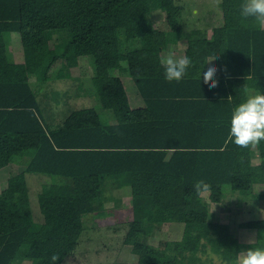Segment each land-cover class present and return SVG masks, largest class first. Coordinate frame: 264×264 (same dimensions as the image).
I'll list each match as a JSON object with an SVG mask.
<instances>
[{
    "label": "trees",
    "instance_id": "1",
    "mask_svg": "<svg viewBox=\"0 0 264 264\" xmlns=\"http://www.w3.org/2000/svg\"><path fill=\"white\" fill-rule=\"evenodd\" d=\"M243 2L220 0L221 22L208 34L184 29L174 0H0V173L22 165L0 186V264H52L53 254L57 264H82L67 262L84 230L82 215L114 200V186L128 189L133 221L150 222L161 211L180 223L176 251L157 249L155 264H197L206 251L225 260L238 254L229 222L199 205L194 184L203 179L213 201L228 199L223 205L236 194L238 205L257 197L252 185L264 182V141L255 152L228 139L233 109L264 94V30L240 15ZM157 11L168 27L156 24ZM12 35L21 51L34 54L32 63L8 55ZM170 39L185 41L191 60L184 77L171 82L160 64ZM71 48L92 73L78 77L60 64ZM210 51L216 87L204 82ZM121 66L142 106L130 107ZM66 77L79 80L81 96L96 95L113 120L79 107L48 122L43 110L62 95L45 86ZM27 174L46 178L33 199ZM237 225L254 230L256 245L264 246V217Z\"/></svg>",
    "mask_w": 264,
    "mask_h": 264
},
{
    "label": "rangeland",
    "instance_id": "2",
    "mask_svg": "<svg viewBox=\"0 0 264 264\" xmlns=\"http://www.w3.org/2000/svg\"><path fill=\"white\" fill-rule=\"evenodd\" d=\"M174 1L176 4L182 6L180 11V23L184 29L203 27L209 29L215 24L220 23L219 21L222 19L220 0ZM154 20H159V26L161 28H165L166 25L164 12H155ZM9 40H11V42L9 43L11 49L18 47V38L15 42H13L12 37H10ZM119 49L121 52L126 50L125 41L123 39L119 40ZM59 61L60 64L70 69L73 75H76L78 77L84 76L85 73H92L91 67L87 63L86 57L77 56L72 48ZM116 70L119 73L121 71H124L122 66ZM78 82L79 80L77 79L72 80L71 78L67 77L55 78L53 81H49V83L45 86L47 93L49 91L51 94L52 91L55 90L59 91L62 95L60 96V103L58 105H54L52 103L49 105L52 107H46L48 108L50 113L54 111V120H61V111L68 112L69 110L75 108L89 106L91 104L89 103L90 101H92L93 103H95L96 101L97 104H99L96 95H87L84 93L81 96V93H79L80 87L78 86ZM124 82L127 83L125 84L126 86H128V83H133L132 79L128 75L127 77H125ZM64 93H68L70 97L68 104V98L66 95H64ZM63 100H66V102L64 103ZM90 106L94 107L93 105ZM16 165L17 164L13 163L12 167ZM20 168L21 167H19V169ZM12 169H14L13 172H16V169L14 167ZM6 172L8 173V171ZM8 174V177H12L13 173L11 172V168ZM29 183V188L32 192L33 199L35 197V192L39 187V180L36 179V177H30ZM252 191L255 193H263L264 186L253 184ZM117 195L123 199V201L126 203V206H129L128 193L122 192L119 188L116 187H113L108 191V196L110 197L114 198ZM201 195L203 196V198H200L199 200L200 206L206 207L211 211L218 212L219 220L229 222L232 233L238 238L239 251L235 257H231L226 260L223 259L219 254H214L213 252L206 251L205 253L200 254V261L197 264H237V257L240 252L246 251L248 248L257 244L255 231L251 230L248 227H243L241 225L238 226L237 223H241L245 220L256 218L258 216L264 217V198H244L237 205L236 203H234L235 200H237V195L235 194L229 200V204L226 203L223 205V203L228 200L227 198H225L223 202L217 203L212 200L209 191L206 193L202 192ZM256 198L259 200H257ZM33 204L32 207L37 209V202L35 201L33 202ZM112 205L113 202L112 204H105L104 207ZM107 214L109 215L108 212L106 213V215ZM112 214H114V211H112ZM170 214L171 213L168 214V212H165L162 215H158V217L154 220L155 222L151 223V225H147L146 223L131 224V222L126 221V223L115 221L114 226H112L113 228L109 227L107 229L96 222V217L98 216L99 218H106L107 220H110L114 218L115 215L105 216L102 213H96V216H94V213H92L91 215H86L87 217H85V226H87L89 223H91V225L84 228L79 237L78 245L72 255L68 257L67 262L69 263L71 261L73 263L82 264H120L122 262H141L147 264H155L157 261V249L162 248V243L164 240H171L167 243V245H169L167 246L169 247L167 251H176L178 247L180 228L177 226H180V224H168L165 226V222L172 220ZM124 216L125 217L123 218L127 219V215L124 214ZM161 227H165L167 229V237H165L164 235H160ZM250 240L253 241V245L249 243Z\"/></svg>",
    "mask_w": 264,
    "mask_h": 264
},
{
    "label": "clouds",
    "instance_id": "3",
    "mask_svg": "<svg viewBox=\"0 0 264 264\" xmlns=\"http://www.w3.org/2000/svg\"><path fill=\"white\" fill-rule=\"evenodd\" d=\"M240 15L243 18H254L261 30H264V0H244L240 8ZM160 64L164 68V76L167 81H179L186 74L191 60L187 56L177 57L175 53L170 52L168 55L160 57ZM215 72L216 67L213 65L204 73V82L209 84V87L217 86V81L213 79ZM228 139L241 148L255 146L264 141V94L248 96L233 109ZM194 189L197 194L206 193L209 191L210 185L201 179L194 184ZM249 243L253 245L252 240ZM50 260L52 264H57L59 255L53 254ZM237 264H264V247L252 246L246 251L240 252Z\"/></svg>",
    "mask_w": 264,
    "mask_h": 264
},
{
    "label": "crops",
    "instance_id": "4",
    "mask_svg": "<svg viewBox=\"0 0 264 264\" xmlns=\"http://www.w3.org/2000/svg\"><path fill=\"white\" fill-rule=\"evenodd\" d=\"M154 21H156V20H154ZM157 22V21H156ZM219 22H221V20L219 21ZM156 24H158V22L156 23ZM218 24H220V23H218ZM218 24H215V26L216 25H218ZM158 26H159V24H158ZM167 27V25L165 26V28ZM213 27V26H212ZM212 27H210L209 29H207V32H208V34H210L211 33V30H212ZM203 28H205V27H203ZM163 29V28H162ZM12 38H13V42H15L16 40H17V36H15V35H12ZM14 44H16V43H14ZM170 52H172V53H175V55H177V57H179V56H187L186 55V53H187V48H186V45H185V41H181V40H174V39H170V40H168L167 42H166V45L164 46V48L163 49H161L160 50V53H161V57L162 56H166V55H168ZM7 53H8V55H10L11 56V58H12V60L14 61V62H18V63H24V64H29V63H32V60L34 59V54L33 53H25V52H23V51H21L18 47L17 48H14V49H11L10 48V46L8 45V50H7ZM7 55V54H6ZM214 56H215V54H214V52H212V51H210V52H208V55H207V60H206V68H205V70L207 71L208 70V68L209 67H211V66H213V65H215V62H214ZM212 59V60H211ZM209 60H211V61H209ZM208 61V62H207ZM215 67H216V65H215ZM27 70H30V68L28 67L27 68ZM117 73L121 76V78H122V81H123V83H124V87H125V90H126V93H127V96H128V102H129V105H130V107H132V108H137V107H139V106H142L143 105V99L141 98V96L139 95V93L137 92V89H136V86H135V84L134 83H132V84H130V83H128V86H126L125 84H127L126 82H124V79H125V77H127V73H126V70H124L123 72L121 71L120 73L117 71ZM218 75V68L216 67V72H215V75H214V77H216ZM141 99V100H140ZM64 103L66 102V101H63ZM54 105H58L59 103H60V101L58 102V103H54V102H52ZM51 103V104H52ZM69 103V100H67V104ZM89 103H91L90 105H93L94 107L93 108H95L96 110H97V112H98V115H99V119L102 121V122H104V123H107V122H109V121H111V120H113V115H112V113H111V111L110 110H108V109H104V108H102V106L100 105V103L99 104H97V102L95 101V103H93L92 101H90ZM140 103V104H139ZM98 106H97V105ZM139 104V105H138ZM89 105V104H88ZM85 106V107H92V106ZM138 105V106H137ZM47 107H52V106H48L47 105ZM68 107V106H67ZM71 110H69L68 112L67 111H61V115H62V117H61V120H54L53 119V116H54V111L53 112H51L50 113V111L48 110V108H46V110L44 111L43 110V113H44V117H46L47 118V121L48 122H51V123H60L61 121H62V119H64L65 117H66V115H68V113L70 112ZM47 113V114H46ZM253 150H255V152H257V150L255 149V146H252L251 147ZM260 161V158H258V157H255L254 159H253V163H258ZM12 165H13V163H10L8 166H7V169H6V171H8V173H9V171H10V168H11V172L12 173H14L13 171H14V169H12L13 167L16 169V171H20L21 169H22V165H16V166H13L12 167ZM19 167H21L20 169H19ZM18 168V169H17ZM5 171V172H6ZM4 172V174H2V173H0V181H1V183H0V186H3V185H6V183H7V180H8V178L10 177H8V173L6 172L5 173ZM6 174V175H5ZM30 177H36V179H38L39 180V184H38V189L36 190V192H35V197L34 198H36V193L39 191V188H40V184H41V182H43V181H45L46 180V178L45 177H43L41 174H32V175H29V174H27V180H28V186L30 185V183H29V179H30ZM3 178H4V180H3ZM5 182V183H4ZM255 185H263L264 186V182H256V183H254ZM114 187H116V188H119L122 192H126V193H128V196H129V203H128V205L129 206H126V203L123 201V199L122 198H120V196H115L114 198L113 197H111V198H113L114 200H112L111 202H109V203H111L112 204V202H113V205L112 206H106L105 208H103V209H100V210H96V211H94V212H90V213H86V214H83L82 215V220L84 221V228L85 227H87V226H89V225H91V223H89L87 226H85V217H87L86 215H91L92 213H94V216H96L95 214L96 213H102V214H104L105 216H107L106 215V213L108 212L109 213V215H115V217L114 218H112V216H111V218L112 219H110V220H107L106 218H99L98 216L96 217V222H98L102 227H104V228H109V227H112V226H114V223H115V221H118V222H120V223H124L125 221L126 222H131V224H134V223H146L147 225H151V223H153V222H155L154 220L158 217V215H162L163 213H165V212H161V211H156L155 213H154V216H153V220L152 221H150V222H146V221H141V222H138V221H133V215H132V208H131V195H130V193H129V191H127L128 189H125V187H122V186H114ZM113 188V187H112ZM29 194H30V196H31V198H32V192H31V190H30V188H29ZM254 191V190H253ZM254 194H256V196L258 197V198H264V192L262 193H255L254 192ZM234 196V195H233ZM110 197V196H109ZM201 198H203V196L201 195ZM257 199V198H256ZM116 200H119V201H116ZM257 200H259V199H257ZM35 202V201H34ZM229 204V203H228ZM208 209V208H207ZM209 210V209H208ZM112 211H114V214H112ZM122 211V212H121ZM211 211V210H210ZM119 212H120V215L122 216H120L119 215ZM123 212H124V214L125 215H127V219H125V218H123V217H125L124 216V214H123ZM213 212H216V211H213ZM122 213V214H121ZM170 212H168V214H169ZM218 213V212H217ZM108 215V216H109ZM119 215V216H118ZM166 216V215H165ZM170 216H171V214H170ZM229 216V215H228ZM106 219V220H105ZM123 219H124V221H123ZM171 219H172V216H171ZM122 220V221H121ZM95 222V223H96ZM125 222V223H126ZM166 224H165V226L166 225H168V224H172V225H174V224H178V223H176V222H174L173 220H170V221H168V222H165ZM180 224V223H179ZM175 226H177V225H175ZM177 227H179L180 228V234H179V238H178V240L180 239V236H181V227L178 225ZM113 228V227H112ZM161 229V234L160 235H164L165 237H167L168 236V234H167V232H166V228L165 227H161L160 228ZM171 241V240H170ZM170 241H168V240H164L163 241V245H162V249H165V250H168L169 249V247H167V246H169V245H167V243L168 242H170ZM159 249H161V248H159ZM17 262V261H16ZM23 263H28V261H23Z\"/></svg>",
    "mask_w": 264,
    "mask_h": 264
}]
</instances>
